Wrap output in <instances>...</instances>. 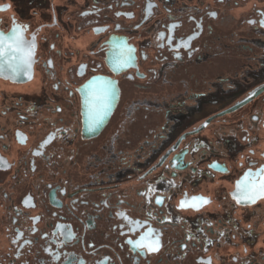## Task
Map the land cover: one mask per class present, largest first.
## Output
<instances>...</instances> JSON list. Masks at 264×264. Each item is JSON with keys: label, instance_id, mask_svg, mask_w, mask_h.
I'll use <instances>...</instances> for the list:
<instances>
[{"label": "flooded vegetation", "instance_id": "af4514ba", "mask_svg": "<svg viewBox=\"0 0 264 264\" xmlns=\"http://www.w3.org/2000/svg\"><path fill=\"white\" fill-rule=\"evenodd\" d=\"M262 13L0 0V31L15 22L36 44L30 78L0 77V264H264V199H233L264 167ZM105 83L92 126L90 86ZM185 194L209 203L182 210ZM148 228L158 252L128 243Z\"/></svg>", "mask_w": 264, "mask_h": 264}, {"label": "snow or ice", "instance_id": "6c2138e0", "mask_svg": "<svg viewBox=\"0 0 264 264\" xmlns=\"http://www.w3.org/2000/svg\"><path fill=\"white\" fill-rule=\"evenodd\" d=\"M261 15H264L262 13ZM249 23H254L249 21ZM260 26L264 27V21L260 22ZM24 29L20 26H14L12 30L5 34L0 31V77H5L10 74L12 79L21 77L30 78L35 55V39L26 40L24 38ZM125 65L127 60L123 62ZM109 84L97 86L91 89V98L89 102V110L92 126L99 124L108 110V92ZM43 146V145H42ZM39 154V153H37ZM2 160V158H0ZM151 191V189H149ZM233 199L237 204H255L258 200L264 199V167L257 171H248L236 183ZM157 204H162L163 200L157 198ZM209 201L204 197L193 196L190 199L185 194V199L180 202L179 207L183 209L192 208L199 210L202 205L208 204ZM133 249L138 251H147L155 253L159 251L160 241L154 235V231L148 228L147 231L140 236L138 240L128 241ZM201 264H210L201 262Z\"/></svg>", "mask_w": 264, "mask_h": 264}]
</instances>
